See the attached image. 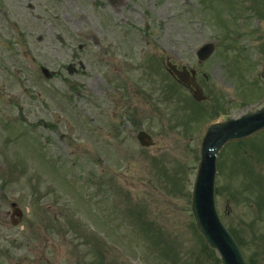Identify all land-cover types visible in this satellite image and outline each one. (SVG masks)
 Wrapping results in <instances>:
<instances>
[{"label": "rangeland", "instance_id": "obj_1", "mask_svg": "<svg viewBox=\"0 0 264 264\" xmlns=\"http://www.w3.org/2000/svg\"><path fill=\"white\" fill-rule=\"evenodd\" d=\"M263 105L264 0H0V192L29 212L5 264H220L190 211L201 139ZM217 161L216 209L238 238L264 198V132ZM243 250L264 264V242Z\"/></svg>", "mask_w": 264, "mask_h": 264}, {"label": "water", "instance_id": "obj_2", "mask_svg": "<svg viewBox=\"0 0 264 264\" xmlns=\"http://www.w3.org/2000/svg\"><path fill=\"white\" fill-rule=\"evenodd\" d=\"M208 54L209 51L201 53L199 58L205 59ZM167 66L185 86L194 88V99L203 100L200 91L184 70L176 72L173 66L169 64ZM263 128L264 109L257 114L244 115L237 120L211 126L202 139L201 160L197 169L192 209L199 231L203 234L207 243L218 251L222 264L246 263L237 245L222 226L215 212L213 199L215 157L227 141L243 139ZM137 139L141 146L151 145V140L145 133H139Z\"/></svg>", "mask_w": 264, "mask_h": 264}, {"label": "flooded vegetation", "instance_id": "obj_3", "mask_svg": "<svg viewBox=\"0 0 264 264\" xmlns=\"http://www.w3.org/2000/svg\"><path fill=\"white\" fill-rule=\"evenodd\" d=\"M113 1V0H110ZM257 200H254V203L252 205L256 206L254 209L253 214V224H247L245 221V212H241V217L238 220L237 230L238 235L240 237V241L243 247H247L248 245H255L256 243H263L264 242V228L257 225L255 222L258 221L257 216L259 214V211L262 207L261 203H264V198H258ZM12 203L8 200L4 199V194L0 192V230L4 231L5 233L7 231H12L11 234H6L5 236H2L0 233V264H5V256L12 253L16 248L14 246V228L18 225V223L22 220V212L17 213L16 216L13 215V212L11 210ZM15 205V204H14ZM7 239L3 240V239ZM5 247V249H4ZM20 250V245L18 246V251ZM28 255L30 256L32 254V251L27 248ZM36 255H32L33 258H35ZM21 260L20 258L15 262V264H20ZM21 264H29L26 259L21 262Z\"/></svg>", "mask_w": 264, "mask_h": 264}]
</instances>
